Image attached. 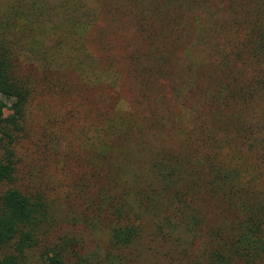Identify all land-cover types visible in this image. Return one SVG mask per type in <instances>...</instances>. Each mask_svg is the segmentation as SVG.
Listing matches in <instances>:
<instances>
[{
	"label": "trees",
	"instance_id": "16d2710c",
	"mask_svg": "<svg viewBox=\"0 0 264 264\" xmlns=\"http://www.w3.org/2000/svg\"><path fill=\"white\" fill-rule=\"evenodd\" d=\"M124 24L137 38L117 52ZM52 98L78 114L77 233L58 230L47 179L19 175L33 106ZM143 246L171 264H264V0H8L0 264L32 249L138 264Z\"/></svg>",
	"mask_w": 264,
	"mask_h": 264
},
{
	"label": "rangeland",
	"instance_id": "374dc122",
	"mask_svg": "<svg viewBox=\"0 0 264 264\" xmlns=\"http://www.w3.org/2000/svg\"><path fill=\"white\" fill-rule=\"evenodd\" d=\"M8 0H0V8ZM103 24L108 20L103 19ZM122 34L113 39L115 50L120 52L131 38H137L135 28L124 24ZM99 31L96 32V35ZM129 96V95H128ZM42 99L33 106V115L29 116L27 131L17 148L21 162L19 164L22 181L37 182L43 175L49 185L47 192L59 201L58 212L55 214L59 231L74 230L78 217V164L71 160L78 154L75 131L78 130V114L75 116L69 102L62 99ZM72 145V147H68ZM76 163V164H75ZM103 235H99L103 241ZM94 248L95 244L89 242ZM138 264H171L170 259L158 252V248L141 247L138 251ZM36 249L28 252L27 264H42ZM171 261V262H170ZM174 263V262H173Z\"/></svg>",
	"mask_w": 264,
	"mask_h": 264
}]
</instances>
